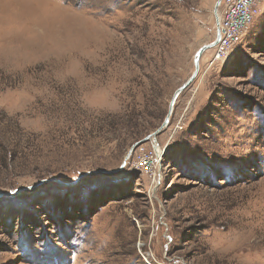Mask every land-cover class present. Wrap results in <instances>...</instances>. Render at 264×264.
Segmentation results:
<instances>
[{"label": "rangeland", "instance_id": "1", "mask_svg": "<svg viewBox=\"0 0 264 264\" xmlns=\"http://www.w3.org/2000/svg\"><path fill=\"white\" fill-rule=\"evenodd\" d=\"M216 1L0 0V264H264V0L160 129Z\"/></svg>", "mask_w": 264, "mask_h": 264}, {"label": "built area", "instance_id": "2", "mask_svg": "<svg viewBox=\"0 0 264 264\" xmlns=\"http://www.w3.org/2000/svg\"><path fill=\"white\" fill-rule=\"evenodd\" d=\"M221 4L223 16L218 24L220 39L215 46L216 60L223 58L230 48L240 42L243 34L247 32L250 24L257 16L259 0H222ZM155 160L156 157L153 162L146 155L143 157L138 155L137 159H133L134 168L141 173H151Z\"/></svg>", "mask_w": 264, "mask_h": 264}, {"label": "water", "instance_id": "3", "mask_svg": "<svg viewBox=\"0 0 264 264\" xmlns=\"http://www.w3.org/2000/svg\"><path fill=\"white\" fill-rule=\"evenodd\" d=\"M222 0H217L216 3H215V6H214V16H215V20H216V34H215V39L212 43L206 45V46H203L195 55V58H194V71L192 73V75L190 76V78L186 81V83L184 85H182L180 88H178L171 101H170V104H169V108H168V114L166 116V118L164 119L162 125H161V128H165L167 125H168V121H169V118H170V115L172 113V110H173V104H174V100L176 99V97L178 96V94L183 91L185 88L188 87L189 84H191V82L194 80V78L196 77L197 73H198V70H199V66H198V62H199V59H200V56L202 55L203 52H205L206 50L208 49H211V48H214L218 42H219V39H220V34H219V29H218V24H219V18L217 16V9L220 5ZM160 129L158 131H160ZM156 133H153L151 135H149L148 137H146L145 139H143L142 141H139L137 143H135L133 146H132V149L136 146H138L139 144L147 141L149 138L155 136ZM157 148V147H156ZM102 173H105V172H102Z\"/></svg>", "mask_w": 264, "mask_h": 264}, {"label": "bare ground", "instance_id": "4", "mask_svg": "<svg viewBox=\"0 0 264 264\" xmlns=\"http://www.w3.org/2000/svg\"><path fill=\"white\" fill-rule=\"evenodd\" d=\"M174 103H175V100H174ZM174 106V105H173ZM174 108V107H173ZM155 151H156V155H157V157L159 158L160 156H161V152H160V149L157 147L156 149H155Z\"/></svg>", "mask_w": 264, "mask_h": 264}]
</instances>
